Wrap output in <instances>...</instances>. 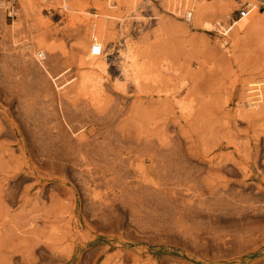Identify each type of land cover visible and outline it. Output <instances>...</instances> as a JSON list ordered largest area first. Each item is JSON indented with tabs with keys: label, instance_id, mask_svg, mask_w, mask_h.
I'll return each instance as SVG.
<instances>
[{
	"label": "rangeland",
	"instance_id": "1",
	"mask_svg": "<svg viewBox=\"0 0 264 264\" xmlns=\"http://www.w3.org/2000/svg\"><path fill=\"white\" fill-rule=\"evenodd\" d=\"M9 1L15 3L18 12H22L21 1ZM147 1L141 0L139 6L130 5L129 8L122 0L121 10L118 9L120 16L113 25L117 35L113 36L114 39L109 37L112 40L107 43L106 54L108 73L105 79L114 93L111 90L105 97L107 103L102 105L114 109H102L106 112L98 116L102 113L119 114L117 111L121 109L126 111L125 115L120 113L119 118L113 115L115 120L118 119L116 121H121L116 122L121 128V131L117 130L120 134L129 141H142L141 146L147 144L153 152L164 150L171 169H177L176 165L181 163L186 172L184 178L193 181H185L191 183L187 188L182 185L184 181L177 179L176 182L189 191L182 190L179 185L175 187L180 188L178 194L174 193L175 198L170 192L167 195L177 202L166 201L175 202L173 206L179 208L177 215L184 211L186 220H178L181 216L177 217L175 213L158 219L150 214L147 221L142 220V213L134 215L130 208L121 207L120 203L114 214L97 217L90 206L85 208L80 189L76 190L77 198L60 181L61 178H42L22 139L28 140V121L42 118L50 123L49 116L53 113L45 111L34 95L37 80L31 79L35 81L30 83L32 89H29L34 93L31 94L25 83L31 81V76L23 78L27 80L18 78L17 64L6 62L0 50V264H264V211L261 212L264 207V104L258 110L246 109L245 104L247 95L252 92L249 91L252 86L249 82L255 81L254 74L262 67L264 45L255 34H243L238 40L232 37L231 41L222 34V27L238 20L240 4L237 0H192L191 5L195 3V6L188 4L187 0L185 6V2L182 4L184 0H178L182 4L180 8H185L178 10L180 14L171 11L165 0ZM104 3L105 0H83L85 10L77 18L66 17L61 9L49 10L48 4L43 5L44 20L50 25L46 34L52 37L55 33L50 29H59L55 45L60 53H66L61 57L62 67L58 71L72 70L67 78L73 76V84L85 73L83 44L89 29L81 20L88 15L86 13L94 15L101 10L100 6L103 9ZM113 3L117 6L118 0ZM189 5L197 8L190 7L194 18L199 15L201 20H190L185 15L190 10ZM228 9H231L229 18L225 15ZM16 17H7V23L12 24ZM123 23L128 25L126 33L129 31L124 37L120 34ZM208 25L213 27L210 29ZM126 37L138 48L143 66L147 64L149 67V71L144 70L142 85L139 88L129 85L128 94L120 92L121 83L117 80L123 77L119 65ZM9 66L15 70L7 69ZM9 70L14 72L12 76H8L11 75ZM13 76L23 81L24 86L14 83L11 90L10 84L15 82ZM22 88L29 91L27 96H36L34 99L38 103L32 101L33 96L28 103L23 101L27 90L23 96L20 94ZM74 90H71L70 97L73 95L76 99L69 100V103L81 106L88 96L85 92L80 95L79 89L75 91L77 94ZM32 102L39 106L30 108L35 105ZM26 103L30 104L26 105L28 110L23 106ZM24 111L29 116L33 111L35 117L28 118ZM44 120L33 121L30 125L45 127L49 123ZM190 198L192 202L188 201ZM193 201L200 203L196 206ZM194 204L196 214L192 210ZM184 205L192 207L188 208L189 213L182 209L186 207ZM257 208L260 209L255 211ZM258 212L261 213L258 215ZM187 214L190 217H186ZM198 220L203 225H199ZM205 236L209 239L205 240Z\"/></svg>",
	"mask_w": 264,
	"mask_h": 264
},
{
	"label": "bare ground",
	"instance_id": "2",
	"mask_svg": "<svg viewBox=\"0 0 264 264\" xmlns=\"http://www.w3.org/2000/svg\"><path fill=\"white\" fill-rule=\"evenodd\" d=\"M8 1L9 0H4V3H8ZM19 1H21L22 3V12L17 13V17L12 24L7 23V20H6L7 16L5 14V10L0 8V50L6 62L10 61L13 64H17V70L19 71V73L17 72L18 78L20 76V79L21 78L23 79L24 77L29 79L28 77L31 76L33 78L30 77L29 80L31 79L37 80V82L32 81V80L30 82H25V81L24 82L27 83L29 86L31 82H35L37 84V89H36L37 92L35 91V94L32 93L33 91L31 92V90L29 89V88L32 89V87L28 86L30 93L37 95V99H39V102L42 104L41 107L44 108L45 111H48L50 114L53 113L51 116L48 115L49 117H51L50 123L47 120L49 124H45L46 125L45 127H48L50 125L49 128L37 126V124L30 125L31 122L33 121L38 122L37 120H40L39 122H43L44 119L42 118L41 119L32 118V119H35L33 121H28L29 120L28 119L27 120L28 123L30 122V124L27 125V127L29 128V133L27 132L28 140L25 138L22 139V142L24 143L23 144L24 147H28V150H30V154L32 156V159L34 160V164L37 165V171L40 173V176L42 178L48 177L50 178V180L61 178L60 181H62L63 184L67 186L68 190L72 193L74 197H77L76 190L80 189V191H82V195L84 196V199H85L84 201L86 202L85 208L90 206V209L95 213L97 217L99 216L102 218L101 215L114 214L116 210L119 208L118 203H120L122 204L120 205L121 207L125 206V208H130V210L134 213V215H137V213H140V214L142 213L143 215V216L141 215L142 220L146 219L147 221V218H148L147 216H149L150 214L153 215L154 217L157 216V219H158V217L166 218V216H170L173 213H175L177 217L181 216L180 219L177 218L178 220H181L184 215L183 213L185 212L184 211L182 212L181 210L180 212L181 215H177L178 213L177 210L179 208L176 209L174 207L175 202L177 201H175L173 197L176 194H178L177 190H179L180 188L176 189L175 187L179 185L181 186V183L179 182H183V181H184V184L182 185H186L187 187V184L191 185L192 183L191 181H193L192 178H190L188 181L191 183H187V184L185 183V181L188 178H184L186 177L184 175V173L186 172L183 171V168L181 167L182 166L181 163H178L180 168L178 165H176L177 169L175 170L174 168L171 169L169 160L166 157L165 155L166 152L164 150L159 149L153 152V149L149 148L148 147L149 145L147 146V144L145 146L142 145L143 146L142 147L141 144H144L142 143V141L139 140V143L134 142L132 140L129 141L123 136V134H120L117 130L120 129L119 131H121V128L120 126H117V123L121 121H116L118 119L116 118L115 120V117H118V115L122 112H123L122 114L125 115L126 111H123L121 109V111L118 112L116 110L117 113L119 114H116V112L113 111L117 115L116 116L115 114H113L115 115V117L110 113H108L110 115H107V113H102V115L104 116L102 115L98 116L101 112H106L105 110L101 111L102 109H106V110L111 109V108L114 109V107L105 108V107H102V105H104L103 103L105 102V97H107L106 95L108 94L110 95L111 90H113V93H114V89L111 88V85L106 81L107 79H105L106 78L105 75L108 73V62H107L108 59L106 60V54L108 51L107 43H109V40H112L109 37L111 36V38H113V36L117 35V32L113 28L115 26L113 25L116 23V19H118L120 16L119 12L121 10L120 6L122 4V0H118V3H116L117 6L113 3L114 0H105V3H104L105 7L103 9L100 6L101 10L98 12H95L94 15H91L90 13H86L88 15L84 19L81 20V23L85 24L87 26L86 28L89 29L88 30L89 33L86 31V33H88V37L86 39L85 44H83V46L85 47V51H86L85 52L86 59H85V65H84L85 73L79 76V80H77V82L74 84L71 82V79L73 76L67 78V74H70L72 70L70 72V69L66 70L68 68H64L65 70L58 71L62 67L61 57H63V55H66V53L65 52L60 53L59 47L55 45L56 35L60 33L59 29L57 30L50 29L51 31H54L55 33V35H53L52 37L46 34L47 29H49L50 25L48 24V22H46L47 20L46 21L44 20L45 16L43 14V10H45V8L43 9V5L45 3L48 4L47 8L49 10L61 9V13L65 15L66 17H73V18L76 17L77 18L78 15L84 12L85 10L84 9L85 6L83 7V0H37V5H35L36 4L35 0H19ZM124 1L128 4L127 6H129V8H130V5L132 7H134V5L139 6L138 2H141V0L140 1L139 0H124ZM165 2H166L165 4L168 5L167 7H169L171 11L175 10L173 12H176V13H179L178 10H185V8L184 9L180 8V6L184 2H185L184 4L185 6L188 4L190 5L192 4V0L190 1L187 0V2H190L188 4L185 0L183 2L181 1L182 4L178 0H165ZM147 3H149V0L147 1ZM230 3H234V1L233 2L231 1ZM143 4H146V3L143 2ZM98 5H101V4H98ZM190 5L189 7L187 6L189 9L191 6H193V5L191 6ZM230 6L231 5H229L228 8H230ZM109 7H111L112 9ZM192 8H195V7H191V9ZM191 9L188 10L185 14L188 16L190 20H192L195 16L193 10ZM225 15L229 18L231 16V9H228ZM197 16L198 17L196 18H199L201 20L200 16L199 15ZM196 18H194V20H196ZM196 21H199V20H196ZM121 25L122 27L120 30V34L122 37H124L127 31L125 28H127L128 25L126 23H123ZM207 27L211 29L213 25H208ZM222 31H223L222 34L229 38L227 39V41L230 40L232 37H235V39L238 40L240 39V37H242L241 35L243 34H247V35L255 34L263 46L264 45V11L256 10L252 12L248 17L236 20L235 24H230L226 27H222ZM128 32L126 33L127 35H129ZM107 37L109 39H106ZM129 37H126L128 39L125 40V49L120 52L121 54L120 57L122 61H121V65H119L121 69L120 68L119 69L122 70L123 77H120L122 78V80L117 79L121 83L119 90H122L120 92L124 94H128L127 92L129 89L128 88L129 85L130 87L131 85L132 87L134 85L137 88H139L142 85L141 80L143 78L145 79V76L143 77L144 72L146 70L149 71L148 70L149 67L147 68V64H145L146 66L145 67L143 66L144 63L143 64L141 63V60L139 59V56H138V51H137L138 48L135 47V44L133 43V41L129 39ZM59 44L58 46H60ZM223 44L224 43H222V45ZM96 45L100 46L102 49V54L100 56H95L92 53V50L94 46ZM226 48L229 49V47H226ZM141 58L142 60L144 59L143 57ZM263 59L261 61L262 67L259 70H257L254 74L255 81L253 83L249 82V85L250 84L252 85L250 86L249 91H252V92L247 95L248 99H246L247 101L245 102L246 107H247L246 109H250V110L257 109L260 107V105H262V103L264 104V60ZM2 67H5V65ZM10 68L11 67L9 66V68L7 69H10ZM12 69L13 68H11V70ZM11 70H9V73L11 72ZM55 70H57L58 72H55ZM5 73H6V69H5ZM12 73L14 72H11L10 73L11 75H8V76H12ZM14 75L16 76V73ZM147 75H149V73ZM13 77H10V78H13ZM14 78L16 79V80L14 79L15 82H12L13 79L10 80L12 82V85L10 84V87L12 86L11 90L14 89L13 88L15 86V85L13 86L14 83L15 84L17 83V85H18V82L23 84V81H21L20 79L17 80L16 77ZM89 87L92 88V90H88ZM25 88H27V86ZM73 89H76V90L79 89L81 92L80 95H82V93L85 92V94H87L88 96L85 98L86 100L85 102L82 100L84 102V104H81V106L83 105L82 108H80L81 106H79L78 104L80 101L76 102L78 105H76L75 102L73 104L69 103V100L75 101L76 99L74 98L73 95L72 97L74 99L70 97L71 96L70 92ZM26 90H23L22 88V91H21L22 93H20V91H18V93L23 95L24 94L23 92ZM76 90H74V92ZM86 91H90V92L86 93ZM28 92L29 91L27 90V92H25L24 95H26V93L28 94ZM116 93H118V90ZM22 95H20V97L23 98L24 95L23 96ZM26 96H24L25 99L23 101H27L28 103V101H31L29 99L33 95L27 96L29 97L28 100L26 99ZM35 97L34 96L33 98L31 97L32 101H35L36 99ZM124 100L127 101V99H124ZM35 102L38 103V100ZM27 103L23 106L24 108H27L28 110L29 107L27 106H30V104L28 105ZM36 103H34L35 104L34 106L31 105L30 108L32 107L35 108V106H39L38 104L36 105ZM22 104H24V102ZM122 104L124 105V103ZM122 104H118V106L119 105L121 106ZM30 110H34V109H30ZM37 110H39V108ZM95 111L96 112L98 111V113L95 114ZM107 111H110V110H107ZM32 112L33 111H31L30 116L28 112H26L27 114L25 113V115H27V117L30 118L33 114ZM37 112H34V113L38 114ZM48 112L44 114H47ZM32 117H35V116H32ZM44 117L47 118V116H44ZM52 117H55V118L52 119ZM44 121L47 123L46 120ZM27 127H26V130H27ZM186 175L189 176V174H186ZM176 180L179 182H176ZM182 187L184 186H181L182 190H188L187 189L188 187L187 188H182ZM190 191H192V189ZM169 192L173 194V197H171V195L167 196L169 195L168 194ZM179 197L180 196H178L177 198L178 200H179ZM202 197H204V195ZM168 199H172L175 201V202L172 201L174 206L173 204L168 203V201L171 202V200H168ZM189 200H191V198L188 199V201ZM201 201H206V200H201ZM193 202L197 204V205L194 204V208H192L191 206L187 207L186 205H184L186 206L184 208H182L181 206L179 207H181L185 211L188 210L187 212L189 213L190 211V209H188L189 207H191L193 210L197 208L196 206H198L200 203V202L197 203L196 201H193ZM168 204H170L172 207ZM229 207H232V206H229ZM259 209L260 208H257L255 211ZM261 209H262L261 212L264 211V207H261ZM261 212H258V215ZM105 213H108V214H105ZM193 213L196 214L195 211ZM191 214L192 213H190V215ZM188 216L189 215L187 214L186 217ZM182 224H185V223L182 222ZM198 224L200 225L201 221ZM190 229L188 230L190 231ZM217 230L218 229H216V231ZM192 235L190 237H192ZM207 238L209 239V237ZM216 238L220 239V237H216ZM208 239H206V236H205V240H208ZM218 239H215V241ZM231 239H234V238H231ZM216 244L218 245V243Z\"/></svg>",
	"mask_w": 264,
	"mask_h": 264
},
{
	"label": "built area",
	"instance_id": "3",
	"mask_svg": "<svg viewBox=\"0 0 264 264\" xmlns=\"http://www.w3.org/2000/svg\"><path fill=\"white\" fill-rule=\"evenodd\" d=\"M240 6L238 8V20L248 17L252 12L264 11V0H237ZM0 8L4 9L7 13V17L14 18L18 11L14 2L8 1L4 3V0H0ZM235 24V22H232ZM92 53L95 56H100L102 54V49L100 46H94Z\"/></svg>",
	"mask_w": 264,
	"mask_h": 264
}]
</instances>
